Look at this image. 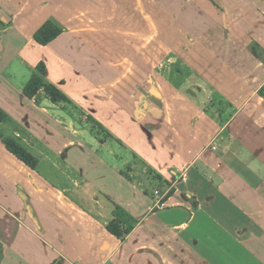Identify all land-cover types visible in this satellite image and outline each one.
Returning a JSON list of instances; mask_svg holds the SVG:
<instances>
[{
    "label": "crops",
    "instance_id": "obj_1",
    "mask_svg": "<svg viewBox=\"0 0 264 264\" xmlns=\"http://www.w3.org/2000/svg\"><path fill=\"white\" fill-rule=\"evenodd\" d=\"M107 1L128 5L0 0V264H171L198 259L215 228H244L251 212L262 223L264 101L257 91L263 63L256 77L221 80L224 92V83L235 84L231 116H218L195 93L163 79L150 84L149 71L139 75L144 87L137 96L122 78L99 84L81 71L73 38L81 39V23L102 19ZM142 1L143 18L173 52L182 50L160 21L189 19V30L169 27L167 35L220 37L226 53L235 49L234 38L264 36V0H177L173 14L162 11L165 0ZM54 19L63 32L47 45L36 42L34 33ZM41 62L44 84L65 100L54 101L43 89L24 95ZM6 137L37 159L35 168L7 149ZM150 176L171 189L154 195ZM112 220L123 237L108 229Z\"/></svg>",
    "mask_w": 264,
    "mask_h": 264
},
{
    "label": "rangeland",
    "instance_id": "obj_2",
    "mask_svg": "<svg viewBox=\"0 0 264 264\" xmlns=\"http://www.w3.org/2000/svg\"><path fill=\"white\" fill-rule=\"evenodd\" d=\"M130 1L128 0V5H125L127 7H123L116 1V3L107 1L102 5L101 20L95 23H90V21L85 24L81 23V39L73 38V41L76 40L74 45L81 48L80 59L85 65L81 71L91 76L94 81H98L99 84L122 78L124 86L127 85V90L132 89V93H135L136 96L141 93V89L144 87V84L137 83L139 75L149 71L150 81L148 80V82L150 84L156 79L160 82L163 79L170 87L175 86L187 94L195 93L199 97V103H206V106L213 108L218 116L220 114L231 116L236 110L233 103L237 104V101H233L235 100L233 99L235 98V84L224 83V92L220 87L221 80L231 79L236 75L246 78L258 76V64L262 62L264 65V36L245 38V40L234 38L235 49L232 51L230 45L226 53L220 37L203 36L200 38L195 34L193 36L186 34L176 39L173 35H167L170 33L169 27L172 31L176 29V26L189 30L191 25L189 19L177 20L175 24L172 21H160L161 29H166L164 33L168 41L172 44H179L182 50L173 52L169 47L163 45L157 35L153 34L155 31L153 32L152 24L143 18L148 9L143 1ZM175 1L177 0H165L163 5H160L162 11L166 14H173L176 6ZM136 8H138L137 11ZM52 21L55 25L62 26L57 20ZM198 24L203 28L200 30H204L205 23L201 21ZM210 24L209 26H211ZM110 31H116V35H111ZM148 33H150L149 38H147ZM229 33L231 32L229 31ZM201 40L207 43L211 41L213 45L197 46V42ZM196 47H209L211 50L215 49L218 54L203 52V56L199 53L202 50L198 52ZM119 49L120 51H118ZM253 52H256V57L253 56ZM127 59L132 62H127ZM226 60L230 62V66L219 67V62ZM205 65H207L205 69H202ZM35 73H38L37 69ZM35 73L26 80L29 81ZM121 83L122 81L118 84L121 85ZM248 84L249 82L238 88L242 87L241 89L244 90ZM143 92L146 90L143 89ZM257 93L259 94V91ZM263 101H259L258 104L260 105L261 102L263 104ZM45 169L52 171L49 165ZM147 184L152 190L155 189L154 195L159 197H162V191L171 189L170 184L167 183L154 185L151 182V176L147 180ZM25 203L29 202L26 200ZM261 207L263 210L260 214L262 223L254 221L252 212L248 215L246 213L245 219L248 221L244 228H230L229 230L215 228L211 241L207 242L209 245L201 246L198 259L190 257L192 259L176 261L171 264H264V197ZM24 215L25 212L22 213V216ZM14 216L15 218L19 217L16 214ZM202 254H205L203 256L208 255V258L201 257Z\"/></svg>",
    "mask_w": 264,
    "mask_h": 264
},
{
    "label": "trees",
    "instance_id": "obj_3",
    "mask_svg": "<svg viewBox=\"0 0 264 264\" xmlns=\"http://www.w3.org/2000/svg\"><path fill=\"white\" fill-rule=\"evenodd\" d=\"M62 32L63 28L55 25L52 20H48L34 33V39L39 44L47 45ZM253 53V55L256 57V52ZM36 69L39 74L35 73L26 83L23 88L24 95L32 96L33 94L37 93L39 89H43L44 93L49 95L52 100H65V96L57 87L51 84H44L43 76L45 74V66L43 62H41ZM259 94L264 99V85L259 89ZM3 142L7 149L12 152L17 158H19L24 164H26L30 168L36 167L37 159L33 157L25 148L21 147L14 140L8 137L4 138ZM108 229L118 237H123V235L126 233V231H121L119 229L118 223L115 220H112L108 224Z\"/></svg>",
    "mask_w": 264,
    "mask_h": 264
},
{
    "label": "water",
    "instance_id": "obj_4",
    "mask_svg": "<svg viewBox=\"0 0 264 264\" xmlns=\"http://www.w3.org/2000/svg\"><path fill=\"white\" fill-rule=\"evenodd\" d=\"M146 106H147V103H146V102H144V104H143V108H146Z\"/></svg>",
    "mask_w": 264,
    "mask_h": 264
}]
</instances>
